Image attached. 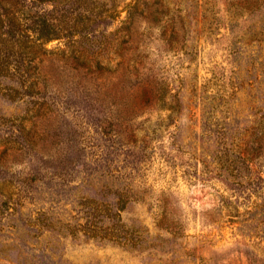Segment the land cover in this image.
Listing matches in <instances>:
<instances>
[{"label":"rangeland","instance_id":"rangeland-1","mask_svg":"<svg viewBox=\"0 0 264 264\" xmlns=\"http://www.w3.org/2000/svg\"><path fill=\"white\" fill-rule=\"evenodd\" d=\"M119 2L98 65L43 46L58 94L0 79V264H264V0ZM85 204L132 242L84 237Z\"/></svg>","mask_w":264,"mask_h":264},{"label":"trees","instance_id":"trees-1","mask_svg":"<svg viewBox=\"0 0 264 264\" xmlns=\"http://www.w3.org/2000/svg\"><path fill=\"white\" fill-rule=\"evenodd\" d=\"M119 3V0H0V79L8 76L13 80L12 77L18 75V87L5 85L3 96L20 101L23 97L41 96L46 90L54 95L60 92L58 87L47 83L46 75L37 72L38 66L48 54L43 46L53 40L62 42L66 48L57 52L65 66L75 63L78 68L90 60L98 65V56L102 54L100 52L104 47L106 49V46H112L115 41V35L107 30L117 18ZM40 6H51V10L35 11ZM124 8L126 15L121 23L123 30L128 33L137 8L132 4H126ZM122 38L120 45L128 44L131 40L130 46H133V39L128 35H122ZM9 68L13 69L12 75H8ZM131 74L127 70L125 80H131ZM66 79L67 77H63V85L74 81ZM39 104L45 105L43 102ZM46 157L52 156L47 154ZM124 205L123 196L118 195L114 214L122 211ZM84 208L87 209L85 214L94 219L101 216L97 222L100 225L91 223L93 227L85 230L84 237L116 245H127L134 239L131 235H125L124 225L119 218L115 221V215L109 214V208L102 205L100 208H93L90 204H85ZM42 216L43 213L37 219L39 227H46L47 231L53 229V226L44 223L46 218ZM103 220L113 222L104 224ZM68 233L71 237L76 236L75 229Z\"/></svg>","mask_w":264,"mask_h":264}]
</instances>
